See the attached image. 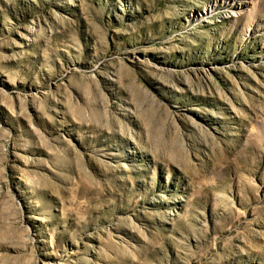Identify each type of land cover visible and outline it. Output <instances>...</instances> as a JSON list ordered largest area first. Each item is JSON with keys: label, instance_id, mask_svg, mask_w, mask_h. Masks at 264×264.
<instances>
[{"label": "rangeland", "instance_id": "obj_1", "mask_svg": "<svg viewBox=\"0 0 264 264\" xmlns=\"http://www.w3.org/2000/svg\"><path fill=\"white\" fill-rule=\"evenodd\" d=\"M0 264H264V0H0Z\"/></svg>", "mask_w": 264, "mask_h": 264}, {"label": "bare ground", "instance_id": "obj_2", "mask_svg": "<svg viewBox=\"0 0 264 264\" xmlns=\"http://www.w3.org/2000/svg\"><path fill=\"white\" fill-rule=\"evenodd\" d=\"M227 17H229V16H227ZM26 38H27V37H26ZM26 38H25V39H26ZM30 41H31V40H30ZM30 41H29V42H30Z\"/></svg>", "mask_w": 264, "mask_h": 264}]
</instances>
